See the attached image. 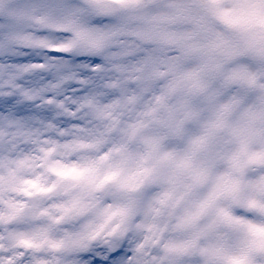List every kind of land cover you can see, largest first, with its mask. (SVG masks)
<instances>
[{"label": "snow or ice", "instance_id": "6c2138e0", "mask_svg": "<svg viewBox=\"0 0 264 264\" xmlns=\"http://www.w3.org/2000/svg\"><path fill=\"white\" fill-rule=\"evenodd\" d=\"M5 82L0 264H264V0H0Z\"/></svg>", "mask_w": 264, "mask_h": 264}, {"label": "clouds", "instance_id": "9594fccd", "mask_svg": "<svg viewBox=\"0 0 264 264\" xmlns=\"http://www.w3.org/2000/svg\"><path fill=\"white\" fill-rule=\"evenodd\" d=\"M6 86H7L6 82L4 84H0V87H6ZM110 91H112V89L102 90V92L96 93L95 96L97 100H103V99H106V92H110ZM94 104H95V101H94ZM85 109L86 110H82L78 113V118L86 117V120H85L86 123H93V122L102 123V121H96V117L94 115V107H88L86 104ZM73 138L74 137L70 135L67 137H59L58 139L61 142H64V141H71ZM8 140H9V137L7 135L0 136V149H3L7 146ZM23 148L34 150L31 144H22L21 150H23ZM36 155L39 156L40 153L37 151ZM82 155H84V153H81V152H72L70 155H64L62 150H58L51 159L52 160L59 159L62 161L77 160ZM21 175L25 179L34 180V179L40 178L41 180H46V181L52 179L51 175L47 172L46 167L44 166L43 160H38L37 166L34 169H26L21 173Z\"/></svg>", "mask_w": 264, "mask_h": 264}]
</instances>
